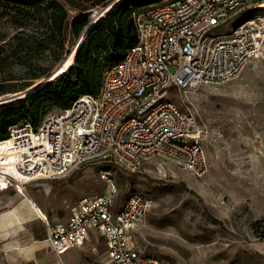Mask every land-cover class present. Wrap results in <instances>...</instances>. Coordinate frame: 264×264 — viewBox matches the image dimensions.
I'll return each mask as SVG.
<instances>
[{"label": "built area", "instance_id": "built-area-1", "mask_svg": "<svg viewBox=\"0 0 264 264\" xmlns=\"http://www.w3.org/2000/svg\"><path fill=\"white\" fill-rule=\"evenodd\" d=\"M263 4L264 0H163L146 13H134L137 42L105 70L98 96H79L69 109L38 127L13 126L8 139L0 142L13 158L12 168L0 164V190L63 180L96 162H115L133 174L161 159L204 176L206 131L193 112L165 101V94L170 89L186 93L223 85L250 61L263 58L264 15L245 19L229 33H216L242 12ZM102 177L110 183L111 196L83 199L66 224L47 225L53 251L60 256L84 244L95 231L105 239L114 264H167L132 243V232L145 219L151 201L132 194L115 211L117 189L109 172Z\"/></svg>", "mask_w": 264, "mask_h": 264}, {"label": "rangeland", "instance_id": "rangeland-1", "mask_svg": "<svg viewBox=\"0 0 264 264\" xmlns=\"http://www.w3.org/2000/svg\"><path fill=\"white\" fill-rule=\"evenodd\" d=\"M57 1L69 14L62 46L47 50L41 60L35 59L32 70L17 62L0 71V101L24 97L36 90V84L44 82L71 60L78 46L70 25L76 16L89 13L92 22L98 13L119 0H107L100 5L96 4L101 0ZM161 3L160 0H144L136 4L137 11L146 13ZM254 15H264V9L253 7L244 11L216 33H229ZM23 23L0 7V33L9 42L0 43L4 55L13 53L16 44L11 40L20 31L31 32ZM165 101L175 103L183 112H193L206 127L208 170L204 176L196 177L161 159L147 162L140 172L133 174L115 162H96L66 179L28 185L26 191L40 212L18 192L19 200L24 202L16 201L13 208L7 206L12 209L4 207L15 198L16 191L4 193L0 215L16 212L25 202L36 213L27 211L21 221L15 216H6L10 227L0 233V264H43V259L50 255L46 244L42 246L44 242H39V238L46 237L44 220L48 219L50 224L65 222L71 208L81 199L111 196L110 183L102 177L104 172L111 174L118 192L114 196L115 211L134 193L151 201L139 227L150 254L166 259L169 264H264V57L251 61L241 74L223 85H204L186 93L170 89ZM5 111L0 106V114ZM58 113L57 108L46 109L41 121ZM6 150V145L1 144L0 162H5ZM205 211L222 223L210 221ZM27 237L29 245L25 243ZM86 246L91 252L83 257V262L105 264L102 241L92 239ZM69 255L77 260L80 253L75 251Z\"/></svg>", "mask_w": 264, "mask_h": 264}, {"label": "trees", "instance_id": "trees-1", "mask_svg": "<svg viewBox=\"0 0 264 264\" xmlns=\"http://www.w3.org/2000/svg\"><path fill=\"white\" fill-rule=\"evenodd\" d=\"M106 1L101 0L96 5ZM142 2L144 0H119L108 6L91 26L89 13L76 16L70 25L72 36L78 39V46L68 62L69 68L24 97L0 104L6 110L0 114V142L8 139L13 126L26 123L35 127L41 125L45 121L41 120L46 109L57 108L60 113L69 109L81 95L98 96L105 70L119 63L137 42L132 16L138 13L136 4ZM0 7L31 28V32L20 31L11 40L16 44L13 53L4 55L0 48V71L17 62L32 70L35 59L41 60L47 50L62 46L69 14L57 0H0ZM2 42H5L3 45L9 44L0 33ZM205 215L213 223H220L208 211Z\"/></svg>", "mask_w": 264, "mask_h": 264}, {"label": "crops", "instance_id": "crops-1", "mask_svg": "<svg viewBox=\"0 0 264 264\" xmlns=\"http://www.w3.org/2000/svg\"><path fill=\"white\" fill-rule=\"evenodd\" d=\"M254 60H256V59H254ZM253 61V60H252ZM251 62V61H250ZM249 62V63H250ZM248 63V64H249ZM247 64V65H248ZM196 115V114H195ZM196 117L198 118V116L196 115ZM198 120H199V122H200V124L203 126V128H204V130L206 131V134H205V138H204V150H205V154H206V149H205V139H206V135H207V129H206V127L202 124V122L200 121V119L198 118ZM207 155V154H206ZM175 165V164H174ZM177 166V165H176ZM85 167V166H84ZM81 169V168H80ZM182 169V168H181ZM188 171V170H187ZM190 172V171H189ZM192 173V172H191ZM193 174V173H192ZM194 175V174H193ZM195 176V175H194ZM197 177V176H196ZM60 181V180H59ZM46 182H48V181H46ZM31 185V184H30ZM28 187V186H27ZM27 189V188H26ZM26 189H25V191H26ZM12 190H15L16 191V196H15V198L13 199L12 198V202H8L6 205H4V207H7V206H11L12 208H13V206H14V204H16V201H18V203H21V202H24V201H20L19 200V198H18V193L21 195V197L24 199V196H23V193L21 192V191H19L18 189H14V187H13V189H11L10 188V186H6V187H4L2 190H0V196L2 195V194H4V193H7V192H9V191H12ZM18 192V193H17ZM27 192V191H26ZM28 193V192H27ZM134 194H136V193H134ZM3 197L4 196H1L0 197V206H2V202H1V200L3 199ZM16 199V200H15ZM84 199H87V198H84ZM81 200H83V199H81ZM80 200V201H81ZM79 201V202H80ZM78 202V203H79ZM77 203V204H78ZM25 204V206L24 207H17V211L16 212H9V213H7V214H5V215H0V233H4V232H6V230L10 227V224H9V222L8 221H10V219H9V217H6V216H12V217H16V218H18L20 221H21V219L23 218V216L25 217L27 214H26V212L27 211H30V210H33V209H31V207L29 206V204H27L26 202L24 203ZM76 204V205H77ZM76 205H74L72 208H71V211H70V215H69V218H68V220H66L65 222H59V223H53V224H50L48 221V219H46V220H44V221H46L47 222V225L49 224V225H58V224H66L69 220H70V218H71V215H72V211H73V209H74V207L76 206ZM121 206V205H120ZM8 208V209H12V208ZM34 211V210H33ZM35 212V211H34ZM36 213V212H35ZM19 214V215H18ZM147 215V214H146ZM37 216V218H38V220H40V222H43V220L41 219V218H39V216L38 215H36ZM214 217V216H213ZM215 218V217H214ZM215 219H217V218H215ZM217 220H219V219H217ZM144 221V220H143ZM220 221V220H219ZM220 223H222L221 221H220ZM141 224L142 223H140V224H138L137 226H136V228L134 229V231L132 232V236H131V239H132V243L134 244V246L135 247H137L138 249H140L141 251H143V252H145V253H147V254H150L149 253V249H148V247H147V245H146V242H145V240L140 236V233H139V227L141 226ZM47 235H48V227H47V230H46V237L45 238H39V242H44V243H42V246H43V244H46V248L49 250V252H50V255L47 257L46 256V258H44L43 259V261H42V263L43 264H96V263H92V262H83V257L87 254L88 255V252H91V250H89L88 248H87V246H86V243L87 242H90L92 239H97L98 241H102V243H103V245H104V258H105V264H114V263H112L111 261H110V259L108 258V254H107V252H108V247H107V245H106V241H105V239L102 237V236H100V234H98L97 232H95V231H91V233H90V236H89V238L85 241V243L84 244H82L81 246H77V247H74V248H72V249H70V250H68V251H66V252H64V253H62L60 256H58L54 251H53V249H52V247L50 246V244L48 243V241H47ZM25 243H26V245L29 243V240H28V237H27V239H26V241H25ZM29 245V244H28ZM75 251H79V253H80V256L77 258V260H72L69 256V254L70 253H72V252H75ZM150 255H152V254H150ZM154 256H156V255H154ZM157 257H159V256H157ZM160 258H162V257H160ZM163 260H165L166 262H167V264H169V262L166 260V259H164V258H162Z\"/></svg>", "mask_w": 264, "mask_h": 264}, {"label": "bare ground", "instance_id": "bare-ground-1", "mask_svg": "<svg viewBox=\"0 0 264 264\" xmlns=\"http://www.w3.org/2000/svg\"><path fill=\"white\" fill-rule=\"evenodd\" d=\"M261 9H264V4L260 7ZM103 12V11H102ZM102 12L92 21V23H91V25H93L96 21H97V19H98V17H100V15L102 14ZM95 21V22H94ZM85 39V36L83 37V38H81V41H83ZM72 64H74V63H72ZM69 68V64H68V61L67 62H65L64 64H63V66L61 67V68H59L58 70H56V72L52 75L53 77L52 78H55L59 73H61V72H64V71H66L67 69ZM51 78V79H52ZM47 82V80H45L44 82H43V84L44 83H46ZM6 145V144H5ZM6 151H8V155H7V157H6V159L4 160L5 162H0V164L1 165H4V166H7V167H9V168H12V165L10 164V163H12L13 162V158H12V153H11V151H10V148L6 145ZM7 177L9 178V180L10 181H12L13 183H16L15 181H16V179L13 177V176H11V175H7ZM21 189V190H20ZM19 191H21L22 193H23V196H24V200H26L30 205H31V207L33 208V209H36V211H38V212H40L39 210H38V207L36 206V204H35V202H34V200L32 199V197L25 191V189H22V188H19L18 189ZM23 199V198H22Z\"/></svg>", "mask_w": 264, "mask_h": 264}, {"label": "water", "instance_id": "water-1", "mask_svg": "<svg viewBox=\"0 0 264 264\" xmlns=\"http://www.w3.org/2000/svg\"><path fill=\"white\" fill-rule=\"evenodd\" d=\"M98 14H99V13H98ZM98 14H97V15H98ZM97 15H96V16H97ZM96 16H95V17H96ZM95 17H94V18H95ZM98 18H99V17H98ZM94 22H95V21H94ZM91 23H92V22H91ZM90 26H91V24H90ZM90 26H89V27H90ZM62 66H63V65H62ZM62 66H61V67H62ZM61 67H60V68H61ZM52 77H53V76H51L50 78H48L47 81H49ZM42 82H43V81H42ZM42 82H40V83H42ZM40 83H39V84H40ZM39 84H38V85H39ZM38 85L36 86V89L39 88V87L41 86V85H39V86H38ZM42 85H43V84H42ZM14 98H15V97L4 99V100L0 101V103H2V102L4 103V102H7V101H11V100H13Z\"/></svg>", "mask_w": 264, "mask_h": 264}]
</instances>
